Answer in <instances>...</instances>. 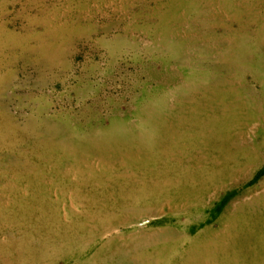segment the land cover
<instances>
[{
  "label": "rangeland",
  "instance_id": "obj_1",
  "mask_svg": "<svg viewBox=\"0 0 264 264\" xmlns=\"http://www.w3.org/2000/svg\"><path fill=\"white\" fill-rule=\"evenodd\" d=\"M0 264H264V0H0Z\"/></svg>",
  "mask_w": 264,
  "mask_h": 264
}]
</instances>
